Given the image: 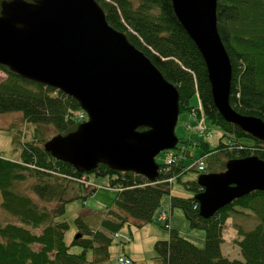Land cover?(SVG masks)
<instances>
[{
    "label": "trees",
    "instance_id": "1",
    "mask_svg": "<svg viewBox=\"0 0 264 264\" xmlns=\"http://www.w3.org/2000/svg\"><path fill=\"white\" fill-rule=\"evenodd\" d=\"M96 1L108 23L125 33L176 86L180 114L189 112L196 131L203 116L207 124L223 133V138L214 150L208 143H197L203 150L199 159L208 156L211 160L209 171L195 170V179L183 183L191 194L188 197L171 195L175 179L181 182L182 176L189 173L185 163L191 155L183 150L186 141L182 138V147L177 148L182 157L169 168L163 164L155 183L132 172L99 165L94 173L109 175V187L117 191L115 208H109L98 230H91L82 217L76 219L78 234L68 245L70 224L64 215L67 204L74 199L69 197L70 192L87 193L79 196L86 198L95 190L84 187L82 180L88 181L89 173H80L72 165L56 160L44 145L52 138L47 131L55 130L54 136L75 131L83 111L77 101L62 92L23 79L0 65L7 74L0 82V113L18 112L36 125L35 136L24 145L21 160L0 156L1 208L14 219L0 222V264H105L113 239L119 237L125 224L130 220L137 227L152 223L166 195L170 196L172 213L180 209L192 229L205 232V244L196 246L173 229L170 220L165 223L159 218L170 231L168 240L155 244L160 264H264V192L254 191L237 199L209 219L200 216L195 199L202 191L199 175L225 171L234 159L257 156L264 161V143L227 123L217 111L205 61L177 19L172 0ZM217 19L233 67L231 106L242 115L264 121V0H218ZM195 96L200 109L191 104ZM230 218L240 222L236 225V244L244 260L229 259L222 253L223 231ZM73 246L82 252L71 253Z\"/></svg>",
    "mask_w": 264,
    "mask_h": 264
},
{
    "label": "water",
    "instance_id": "2",
    "mask_svg": "<svg viewBox=\"0 0 264 264\" xmlns=\"http://www.w3.org/2000/svg\"><path fill=\"white\" fill-rule=\"evenodd\" d=\"M174 13L201 53L221 117L264 143V121L234 110L233 67L218 30V0H172ZM0 65L74 99L88 119L45 150L80 173L99 165L160 178L156 158L179 144V92L127 35L114 29L96 0H3ZM200 216L254 191L264 192V161L230 160L225 171L198 178Z\"/></svg>",
    "mask_w": 264,
    "mask_h": 264
},
{
    "label": "rangeland",
    "instance_id": "3",
    "mask_svg": "<svg viewBox=\"0 0 264 264\" xmlns=\"http://www.w3.org/2000/svg\"><path fill=\"white\" fill-rule=\"evenodd\" d=\"M6 78V72L0 69V82L4 81ZM191 104L199 108L200 103L198 96L192 99ZM188 124H191L190 128H188ZM196 127L197 125H195L189 112L185 111L180 114L176 127V135L186 141L184 149L188 151L187 153H190L191 157L185 158V164L189 173L182 176L181 182L175 179L171 195L181 197H188L191 195L183 183L194 180L198 174L195 171L197 170L196 163L203 150L201 147H197V143H208L210 148L214 150L218 147L223 138V133L212 125L207 124L206 120L202 121L200 127L206 128L205 133L207 134H200L195 130ZM35 129L36 125L25 121L21 113H0V156L13 161L21 160L23 147L26 143L33 140ZM55 132V130L47 131V134L53 137ZM210 132L212 135L208 136ZM188 140H191L193 143L189 145ZM194 144H196V146ZM179 146H181L180 143ZM175 151L180 153L177 149ZM165 157L166 154L161 153L156 160L160 165H163L165 163ZM220 157L224 158L223 156ZM202 158L206 164L207 171H209V162L211 158L208 156ZM82 181L85 183L84 187L87 191L92 189L95 191L93 195H88L86 198H79V196L87 195V193H80L78 190L70 192L69 197L74 199L67 204L66 213L64 215V220L70 224V230L66 235V242L68 245L72 243L73 239L78 234L76 219L82 217L91 230H98L109 208H115L117 191L109 187V175L101 176L93 173L88 175V181ZM161 212H166L168 217L172 219V228L178 230L183 237L196 246H204L205 232L203 230L192 229L183 211L180 209H174L172 213L170 196L166 195L163 198L161 209L157 211L152 223L146 224L143 227H137L136 222L130 220L125 224L119 232V237L113 239V245L110 248V258L105 264H119L118 260L120 257L130 259L132 264H160L158 254L155 250V244L158 241L168 240L170 232L168 229L164 228V224L159 221ZM10 221H14V219L2 210L0 197V222L7 223ZM238 223H240L238 219H235L233 224L229 222L227 225L223 237L224 245L222 253L229 259L244 260L235 238L238 231L236 229ZM70 252L79 254L82 252V249L78 246H73L70 248ZM90 260L92 261V254L90 255Z\"/></svg>",
    "mask_w": 264,
    "mask_h": 264
},
{
    "label": "built area",
    "instance_id": "4",
    "mask_svg": "<svg viewBox=\"0 0 264 264\" xmlns=\"http://www.w3.org/2000/svg\"><path fill=\"white\" fill-rule=\"evenodd\" d=\"M195 113V112H194ZM80 118L81 120H84L85 119V114L84 113H80ZM203 118V120H202ZM202 121H205L204 117L202 116L201 117V121L199 122L198 124V130L201 134L205 133L206 131V128L204 127H200V124L202 123ZM212 135V133H208V136ZM179 158L180 156H178L177 154H175L174 152L172 151H169L166 153V158H165V165L169 168L171 167L172 165H176L178 162H179ZM196 166L198 168V170L200 171H203L205 169V163L202 159L198 160V162L196 163ZM160 219L161 221L167 223L168 221V217L165 213H163L161 216H160ZM119 263L120 264H131V260L128 259V258H119Z\"/></svg>",
    "mask_w": 264,
    "mask_h": 264
},
{
    "label": "crops",
    "instance_id": "5",
    "mask_svg": "<svg viewBox=\"0 0 264 264\" xmlns=\"http://www.w3.org/2000/svg\"><path fill=\"white\" fill-rule=\"evenodd\" d=\"M163 201V200H162ZM170 220V225L172 226L173 225V223H172V219L170 218L169 219ZM229 222H231V224H233L234 223V219H232V218H230V219H228V221H227V223H226V227H227V225L229 224ZM226 230V229H225ZM225 230L223 231V237H224V235H225ZM237 231V230H236ZM236 240L238 239V231H237V235H236ZM224 239V238H223ZM223 245H224V243L222 244V252H223Z\"/></svg>",
    "mask_w": 264,
    "mask_h": 264
},
{
    "label": "bare ground",
    "instance_id": "6",
    "mask_svg": "<svg viewBox=\"0 0 264 264\" xmlns=\"http://www.w3.org/2000/svg\"><path fill=\"white\" fill-rule=\"evenodd\" d=\"M170 219V217H168V220Z\"/></svg>",
    "mask_w": 264,
    "mask_h": 264
}]
</instances>
